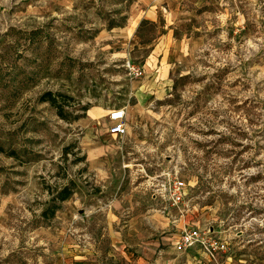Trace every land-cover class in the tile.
<instances>
[{"label": "rangeland", "instance_id": "rangeland-1", "mask_svg": "<svg viewBox=\"0 0 264 264\" xmlns=\"http://www.w3.org/2000/svg\"><path fill=\"white\" fill-rule=\"evenodd\" d=\"M0 144V264H264V0H0Z\"/></svg>", "mask_w": 264, "mask_h": 264}, {"label": "trees", "instance_id": "trees-1", "mask_svg": "<svg viewBox=\"0 0 264 264\" xmlns=\"http://www.w3.org/2000/svg\"><path fill=\"white\" fill-rule=\"evenodd\" d=\"M72 96L66 92L63 91H51V90H45L40 95L38 96V100L42 102H47L51 107H53L56 111V114L64 120H69L73 118L79 117L77 113L74 112V110H67V106H69L68 100L71 99ZM81 110L85 111L87 110L88 106L85 105H80ZM66 107V108H65ZM0 152H4L8 156L12 157H19L18 151L12 148H4L0 144ZM74 182L70 181L69 184L63 185L57 191L52 197V202L45 207L41 211V216L43 219H49L54 215L55 210L59 207L60 202L66 200L69 198L72 193L74 192Z\"/></svg>", "mask_w": 264, "mask_h": 264}, {"label": "crops", "instance_id": "crops-1", "mask_svg": "<svg viewBox=\"0 0 264 264\" xmlns=\"http://www.w3.org/2000/svg\"><path fill=\"white\" fill-rule=\"evenodd\" d=\"M186 250L177 251L182 254L180 257H176L169 254L171 252L169 249H166L164 253L161 252L162 254L155 255V250L151 246H139L134 249V251L139 252L135 255H132L133 253L125 254L122 251L120 264H191V258L187 254L183 255V252ZM201 258L199 256V263L201 262Z\"/></svg>", "mask_w": 264, "mask_h": 264}, {"label": "built area", "instance_id": "built-area-1", "mask_svg": "<svg viewBox=\"0 0 264 264\" xmlns=\"http://www.w3.org/2000/svg\"><path fill=\"white\" fill-rule=\"evenodd\" d=\"M109 120L111 122L109 127V132L111 134H121L125 130V112L123 109L115 108L109 112ZM182 182L175 181L173 182V199L174 201H179L182 197ZM197 238L196 233H185L182 236L181 241L178 243L179 248H186L191 245L193 240Z\"/></svg>", "mask_w": 264, "mask_h": 264}]
</instances>
